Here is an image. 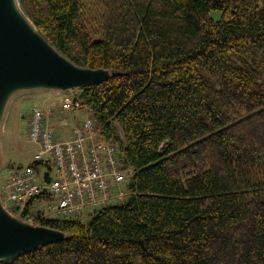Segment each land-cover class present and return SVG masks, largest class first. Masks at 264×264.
I'll return each instance as SVG.
<instances>
[{"label": "trees", "instance_id": "obj_1", "mask_svg": "<svg viewBox=\"0 0 264 264\" xmlns=\"http://www.w3.org/2000/svg\"><path fill=\"white\" fill-rule=\"evenodd\" d=\"M18 3L63 57L114 73L77 98L133 175L86 221L30 200L20 217L63 237L0 264H264V0Z\"/></svg>", "mask_w": 264, "mask_h": 264}, {"label": "built area", "instance_id": "obj_2", "mask_svg": "<svg viewBox=\"0 0 264 264\" xmlns=\"http://www.w3.org/2000/svg\"><path fill=\"white\" fill-rule=\"evenodd\" d=\"M81 109L86 118L72 127L70 138H56L50 127L55 113ZM26 138L36 147L30 164L50 161L51 170L43 173L50 179L43 181L30 164L14 167L0 188L1 208L7 214L20 216L30 200L43 194L50 197L43 216L83 218L128 195L124 183L133 169L119 158L116 145L103 140L93 112L80 99L56 92L37 100L28 114ZM32 220L36 217L23 216L24 223Z\"/></svg>", "mask_w": 264, "mask_h": 264}, {"label": "water", "instance_id": "obj_3", "mask_svg": "<svg viewBox=\"0 0 264 264\" xmlns=\"http://www.w3.org/2000/svg\"><path fill=\"white\" fill-rule=\"evenodd\" d=\"M9 4V0H0V96L10 86L65 90L109 77L111 71L71 63L34 26V32L27 30ZM61 237L58 231L10 218L0 206V261L13 260Z\"/></svg>", "mask_w": 264, "mask_h": 264}, {"label": "rangeland", "instance_id": "obj_4", "mask_svg": "<svg viewBox=\"0 0 264 264\" xmlns=\"http://www.w3.org/2000/svg\"><path fill=\"white\" fill-rule=\"evenodd\" d=\"M11 0H9L10 2ZM210 17L217 21L221 18L220 11H211ZM35 34L37 32L35 31ZM38 35V34H37ZM67 59V58H66ZM68 60V59H67ZM72 63V62H71ZM114 73L109 72V77ZM56 92L70 97H78L79 88H67L65 90L55 89H37L31 87L10 86L2 91L0 96V180L2 181L11 169L19 165H29L33 155L32 149L34 145L28 143L26 140V132L28 129V114L32 106L37 104V100L55 95ZM54 98V97H52ZM79 99V98H78ZM55 126L61 129L64 133H68L76 122L83 121L86 118L84 110L65 111L63 113L57 111ZM71 127V128H70ZM118 137L121 134L118 131ZM36 149V147H35ZM34 154V153H33ZM13 167V168H12ZM39 174L43 175L45 168L41 167ZM48 201L44 199H35L31 205L33 211L46 210ZM1 206V204H0ZM30 209V210H31ZM10 218L23 222V217L15 212L14 215L7 214ZM34 217L31 215H27ZM35 218V217H34ZM87 220L88 217L81 218ZM27 225L39 226L36 221L27 222ZM41 227V226H40Z\"/></svg>", "mask_w": 264, "mask_h": 264}, {"label": "crops", "instance_id": "obj_5", "mask_svg": "<svg viewBox=\"0 0 264 264\" xmlns=\"http://www.w3.org/2000/svg\"><path fill=\"white\" fill-rule=\"evenodd\" d=\"M85 112V111H84ZM61 113H63V112H61ZM57 118H56V114L54 115V117H53V119L51 120V122H50V127L52 128V130H53V132H54V134H55V136H56V138H58L59 140H67V139H69L70 138V136H71V129H69V132L68 133H64L63 131H62V128L60 129H58L57 128V126H55V125H57V124H55V120H56ZM80 122V121H79ZM82 122V121H81ZM76 123H78V122H76ZM27 141V140H26ZM28 142V141H27ZM29 143V142H28ZM35 146H34V148L32 149V154L31 155H33V153L35 152ZM23 166V165H22ZM11 172V170L8 172V173H6V176L4 177V179L1 181L0 180V188L2 187V185H3V183H4V181L6 180V178H7V176L9 175V173Z\"/></svg>", "mask_w": 264, "mask_h": 264}, {"label": "bare ground", "instance_id": "obj_6", "mask_svg": "<svg viewBox=\"0 0 264 264\" xmlns=\"http://www.w3.org/2000/svg\"><path fill=\"white\" fill-rule=\"evenodd\" d=\"M9 6H10V10L12 11V13L20 19L22 25L27 30L34 32L35 29L33 25L31 24V22L25 17L22 10L20 9L18 0H11Z\"/></svg>", "mask_w": 264, "mask_h": 264}]
</instances>
